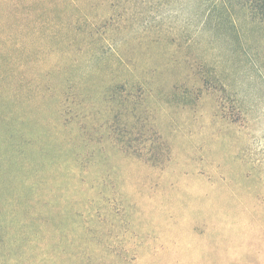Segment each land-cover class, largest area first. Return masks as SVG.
<instances>
[{"label":"rangeland","instance_id":"rangeland-1","mask_svg":"<svg viewBox=\"0 0 264 264\" xmlns=\"http://www.w3.org/2000/svg\"><path fill=\"white\" fill-rule=\"evenodd\" d=\"M51 1L65 12V0L2 3L21 25ZM160 1L153 22L191 39L130 41L137 88L106 83L112 69L85 75L91 50L47 53L28 25L0 26V264H264L261 29L244 11L241 36H199L204 5Z\"/></svg>","mask_w":264,"mask_h":264},{"label":"trees","instance_id":"trees-1","mask_svg":"<svg viewBox=\"0 0 264 264\" xmlns=\"http://www.w3.org/2000/svg\"><path fill=\"white\" fill-rule=\"evenodd\" d=\"M3 1L0 0V16L2 19L0 26L3 30L7 31L11 24H14L18 27L15 32L19 34V31L21 33L23 29L24 32V29L28 25L30 30L37 33L42 40L43 45H40L39 48H46L48 50L47 53H52L53 50L63 49L64 47L68 50L76 48L82 54H86V51L91 50L93 52L90 55L87 54V56H93L94 59L86 57L89 64L86 68L85 75L88 76L89 73L102 75L103 70L112 69L117 74L116 76L108 78L107 81L105 80L106 83L114 84L115 86H124L125 89L137 88V86L143 84L141 82L144 80L136 72H133L131 76H124L127 68L129 69V62L126 58L127 52L129 55L130 50H136V44L148 43L154 45L156 43H169L175 46L177 41L183 42L191 39L186 35V25H182V28L177 31L170 25L162 28L160 22H153L155 18L147 13V7H151L148 2L157 0H113L114 4L123 7L124 11L127 9L123 13L118 12L114 8V5L107 4L106 0H102L104 4H101L99 8L91 12L84 10L80 4V0H65V12L62 9L56 13L55 7L57 5L54 4V1H51V5L46 6V10L42 12L37 13L32 6H30L32 9L28 7L26 12L28 22L27 24L21 25L15 24V20L19 15L18 7L15 5L9 7L8 4L10 2L5 5L2 3ZM179 1L185 8H188L187 11L191 15L198 14L200 7L205 6L204 13L206 12V18L203 21L204 25L199 27V30H196L199 36H207L211 28L212 30H219L220 35L226 42L233 39V34H240L241 36L244 27L242 28V23H240V13L246 11L250 18L257 19V26L260 27L262 37H264V0ZM162 2L164 1L161 0L160 4ZM35 13L38 14L37 17L32 20L29 19ZM58 15L65 16V19H59L61 23L55 22ZM147 16L151 18L148 19ZM210 20H212L211 22L215 26L208 25ZM61 30L65 31L62 33ZM2 33L3 31H0V35ZM133 40L136 41L135 45L130 43ZM25 43H31L35 46L30 40ZM219 47L217 49L222 51V46ZM169 49H172V46ZM229 50L232 52L235 51L233 44ZM172 51L175 54L177 50L174 47ZM65 59L67 60V57ZM46 61L51 63L50 59ZM134 65V69H136L137 65ZM192 86L195 87V84H192ZM139 89L140 87H138V90L136 89V92ZM133 95L135 97L138 96V94ZM124 116L126 117V115ZM0 117H3L1 111ZM115 117L116 115H114ZM126 122H128L127 118L124 123L126 124Z\"/></svg>","mask_w":264,"mask_h":264}]
</instances>
